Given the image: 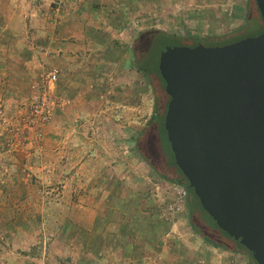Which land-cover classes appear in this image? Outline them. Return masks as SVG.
Wrapping results in <instances>:
<instances>
[{
    "label": "rangeland",
    "instance_id": "1",
    "mask_svg": "<svg viewBox=\"0 0 264 264\" xmlns=\"http://www.w3.org/2000/svg\"><path fill=\"white\" fill-rule=\"evenodd\" d=\"M249 3L0 0L2 18H24L7 24L23 36L0 32V264H255L135 149L155 146L168 102L136 69L144 35L255 37L264 25ZM50 73L58 105L33 125Z\"/></svg>",
    "mask_w": 264,
    "mask_h": 264
},
{
    "label": "water",
    "instance_id": "2",
    "mask_svg": "<svg viewBox=\"0 0 264 264\" xmlns=\"http://www.w3.org/2000/svg\"><path fill=\"white\" fill-rule=\"evenodd\" d=\"M264 23V0H254ZM157 69L174 163L216 227L264 264V31L167 46Z\"/></svg>",
    "mask_w": 264,
    "mask_h": 264
},
{
    "label": "trees",
    "instance_id": "3",
    "mask_svg": "<svg viewBox=\"0 0 264 264\" xmlns=\"http://www.w3.org/2000/svg\"><path fill=\"white\" fill-rule=\"evenodd\" d=\"M249 2L250 3H249L248 8L250 9L253 7V9L256 11L258 17L260 18L261 22L263 23V20L261 19L260 15H259V12H258V9L256 7L254 0H249ZM263 25H264V23H263ZM142 39H143L142 40V46H141L142 47L141 48L142 53H140L141 57L138 58L140 61L136 62V69L139 72L144 73L150 81H152L154 78L157 79L158 82L160 81V83H161L160 93L161 94H159V95L161 96V100L163 101L164 97L167 100H169V98L167 97V95L164 92V82L161 79L159 72H158V69H157L158 63H157V61L152 62V55L155 52L156 47L183 46V45L193 47L197 44H203L204 41L201 38L196 37V36H190V37L189 36L188 37L174 36V35H168L162 31H153L152 33L145 34ZM236 39L226 41L225 43H223V44L221 43L219 45H225V44H229V43L238 41ZM215 45L216 44L205 45V46H215ZM164 48H163V50H164ZM154 120H160V122H161L160 128L155 127L153 130L154 136L156 137V140H157L156 144H154L155 146L149 147V143L147 140L145 141V140H141L140 138H138L135 142L136 151L141 156V158L147 164H149V166H151L153 169L156 170L157 167H166V168L171 170V172L175 176V178H171V179L166 178V179L171 183L182 186L191 195V197L187 200V203H186V207L189 211L190 216H193L195 211H197V210H200L203 213H205L202 210V208L198 202V199L193 194V191L188 187V184H187L185 178L183 177V175L181 174L179 169L176 167L171 150L165 149L162 145V142L159 140V136H160L159 135V132H160L159 129H161L164 133V136H166L165 130L162 127L164 118L162 120L160 118V116L155 112ZM166 143H167L168 147H170L167 140H166ZM214 225H215V223H214ZM233 243H235L238 247L245 250V248H243L238 242L233 240ZM214 245H216L217 247H221L220 245H218L216 243ZM249 255L251 256L250 253H249Z\"/></svg>",
    "mask_w": 264,
    "mask_h": 264
},
{
    "label": "built area",
    "instance_id": "4",
    "mask_svg": "<svg viewBox=\"0 0 264 264\" xmlns=\"http://www.w3.org/2000/svg\"><path fill=\"white\" fill-rule=\"evenodd\" d=\"M48 80L49 84V92H44L40 97H37L32 108H31V113H30V122L35 125V124H44L50 120L52 117L55 108L58 105V100L56 95H53V81L56 79V74L55 73H50L48 74ZM185 191L186 189L183 188ZM183 191V195H185V192Z\"/></svg>",
    "mask_w": 264,
    "mask_h": 264
},
{
    "label": "crops",
    "instance_id": "5",
    "mask_svg": "<svg viewBox=\"0 0 264 264\" xmlns=\"http://www.w3.org/2000/svg\"><path fill=\"white\" fill-rule=\"evenodd\" d=\"M12 1V0H11ZM17 1V0H15ZM21 2V1H20ZM23 14H17L16 12L12 13L10 16H3V18L0 16V21H1V24L2 23H5V26L4 28L0 31L2 32L1 34L3 36H8L10 35L11 37H20V36H23L24 33L23 32H20V31H15L13 28L11 29L7 24L9 22H12V21H23L24 18L22 16ZM30 16H32L33 14L30 12L29 14ZM9 21V22H8ZM4 48V47H3ZM2 51H4L5 49H1Z\"/></svg>",
    "mask_w": 264,
    "mask_h": 264
},
{
    "label": "flooded vegetation",
    "instance_id": "6",
    "mask_svg": "<svg viewBox=\"0 0 264 264\" xmlns=\"http://www.w3.org/2000/svg\"><path fill=\"white\" fill-rule=\"evenodd\" d=\"M167 97H168V96H167ZM156 113H157L158 115L160 114L159 111H157V110H156Z\"/></svg>",
    "mask_w": 264,
    "mask_h": 264
}]
</instances>
